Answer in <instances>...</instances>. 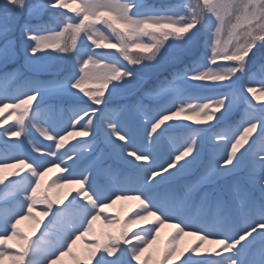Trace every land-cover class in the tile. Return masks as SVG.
Instances as JSON below:
<instances>
[{
    "label": "snow or ice",
    "instance_id": "1",
    "mask_svg": "<svg viewBox=\"0 0 264 264\" xmlns=\"http://www.w3.org/2000/svg\"><path fill=\"white\" fill-rule=\"evenodd\" d=\"M21 53L32 76L0 72V264L89 235L79 264H264V0H0V67ZM54 169L62 199L40 191Z\"/></svg>",
    "mask_w": 264,
    "mask_h": 264
},
{
    "label": "rangeland",
    "instance_id": "2",
    "mask_svg": "<svg viewBox=\"0 0 264 264\" xmlns=\"http://www.w3.org/2000/svg\"><path fill=\"white\" fill-rule=\"evenodd\" d=\"M155 2H178V0H152ZM74 6V5H73ZM12 69H17L19 72V76L17 79H15L14 81H10L9 82V88L10 89H15L19 84H21L23 82V80L26 77L32 76V72L30 71V69L25 65L24 59H23V54L21 53V55L17 58V60L14 63H10L7 66V69L0 67V72H3L5 70L7 71H11ZM23 73V75H21ZM40 78H46L44 76H41ZM256 95L259 97V100H253L254 104H259V103H264V95H261L259 92L256 93ZM112 99V103L113 104H123V103H127L128 101L126 99H122L120 97H113ZM249 99H252L251 96H249ZM35 103V102H34ZM9 109H4L3 113H4V117L7 118L9 115ZM200 119V117H192V120H198ZM11 122V121H9ZM191 123V122H189ZM193 127H197V125L193 124ZM174 135H179V133H174ZM36 138L40 141H43L42 137H39L38 134H36ZM43 143H47V141H43ZM70 143H74V141H71ZM3 144H0V150L3 149ZM66 147H68V145H66ZM25 149L30 151V149H28L27 147V143H25ZM5 173L12 171V169H6L4 170ZM58 173L56 172V170L54 169L52 172L47 173L41 181V188L40 191L43 192L45 195L49 196L51 199H62L63 196L65 195V193L69 192L71 188L75 187L74 185H65L63 187L57 188L55 186L49 187V182H50V178L54 179L55 176ZM3 188V185H0V189ZM0 197H4V193L0 192ZM6 200H8L9 205H11L12 202V198L11 196H7L4 197ZM11 201V202H10ZM131 204H133V206H131ZM137 204V201L135 200H121V201H117V203L115 205H113L110 209L107 210L108 215H119L120 219L123 220L126 218L127 215H130L129 210L130 209H134L135 205ZM42 205H37L36 208L34 209L33 213L31 214V217H27L25 219H22L20 221V224L18 225V230L21 232L22 235H27L29 237H32L33 239H35L37 236L40 235V232L43 230L44 225L47 223L48 218L47 217H41L39 215V212L41 210H43ZM54 207H56V205H54ZM133 207V208H131ZM26 211V209H25ZM35 217V219L37 220H41L42 223L40 225L39 228H37L36 224H35V220L32 218ZM94 229L97 232V234H99L101 231L106 230L104 225L100 222V221H96L94 223ZM173 231V229H171L170 227H164L161 229V243H163L164 240H166V238L168 237V234ZM93 237L91 235L89 236H85L83 237L82 240H77V242L73 245V249L72 252L73 254L76 256V259H73L72 255H66L64 257H62L61 261L59 262V264H79V262H81L87 255V247H86V243L89 241H92ZM194 240V237L192 236H184L183 239L180 242V246L183 247H187L189 246ZM7 243H11V244H15L17 243V241L11 240L8 241ZM6 246V245H5ZM214 245H207V247H213ZM16 249H13V251H15ZM3 264H11L10 261H4Z\"/></svg>",
    "mask_w": 264,
    "mask_h": 264
},
{
    "label": "trees",
    "instance_id": "3",
    "mask_svg": "<svg viewBox=\"0 0 264 264\" xmlns=\"http://www.w3.org/2000/svg\"><path fill=\"white\" fill-rule=\"evenodd\" d=\"M149 3H156V4H159V3H162V2H155V1H152V0H148ZM167 3H174V2H167ZM66 11V10H65ZM68 15H74V14H71V13H68ZM11 202V201H10ZM12 203V202H11ZM131 206H133V204H131ZM133 208V207H131Z\"/></svg>",
    "mask_w": 264,
    "mask_h": 264
}]
</instances>
